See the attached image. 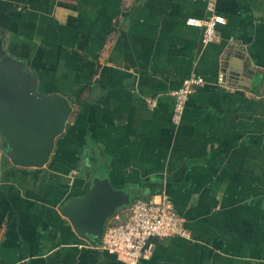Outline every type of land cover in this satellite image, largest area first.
Wrapping results in <instances>:
<instances>
[{
  "label": "crops",
  "instance_id": "0c3cea01",
  "mask_svg": "<svg viewBox=\"0 0 264 264\" xmlns=\"http://www.w3.org/2000/svg\"><path fill=\"white\" fill-rule=\"evenodd\" d=\"M205 2L0 0L4 54L71 106L42 167L0 145V264H127L59 212L93 176L135 199L164 191L182 220L188 237L151 239L136 264H264V0H213L224 24L203 46L183 21ZM191 73L204 83L174 125Z\"/></svg>",
  "mask_w": 264,
  "mask_h": 264
},
{
  "label": "water",
  "instance_id": "95a60500",
  "mask_svg": "<svg viewBox=\"0 0 264 264\" xmlns=\"http://www.w3.org/2000/svg\"><path fill=\"white\" fill-rule=\"evenodd\" d=\"M229 75L239 76L238 71ZM70 110L64 96L38 92L21 61L6 56L0 44V145L12 164L42 167ZM132 200L107 177L93 176L86 192L66 200L59 212L79 238L100 246L107 220Z\"/></svg>",
  "mask_w": 264,
  "mask_h": 264
},
{
  "label": "built area",
  "instance_id": "2783aa9c",
  "mask_svg": "<svg viewBox=\"0 0 264 264\" xmlns=\"http://www.w3.org/2000/svg\"><path fill=\"white\" fill-rule=\"evenodd\" d=\"M205 9L206 17L188 16L183 21L184 25L199 30V42L203 46L214 39L216 27L224 24V18L214 10L213 0H206ZM223 79L222 74L218 75L217 83L223 85ZM203 83L201 76L191 73L172 91V124L177 125L180 122L188 95ZM260 97L264 100V93ZM146 103L148 108L155 104L153 99H147ZM126 207L128 209L123 220H111L113 216L106 222L100 247L127 264H136L140 260L148 259L151 239L188 237L180 216L173 209L164 191L146 199H135Z\"/></svg>",
  "mask_w": 264,
  "mask_h": 264
},
{
  "label": "trees",
  "instance_id": "16d2710c",
  "mask_svg": "<svg viewBox=\"0 0 264 264\" xmlns=\"http://www.w3.org/2000/svg\"><path fill=\"white\" fill-rule=\"evenodd\" d=\"M88 187H89V186H88ZM87 189H88V188H87ZM87 189H86V190H87ZM86 190H85L83 193H85ZM83 193H81V195H82ZM131 197H132V196H131ZM133 200H135V197H133ZM133 200H132V201H133ZM132 201H131V202H132ZM120 208H123V207H120ZM120 208H118V209H120ZM118 209H117V210H118ZM110 218H112V217H110Z\"/></svg>",
  "mask_w": 264,
  "mask_h": 264
}]
</instances>
